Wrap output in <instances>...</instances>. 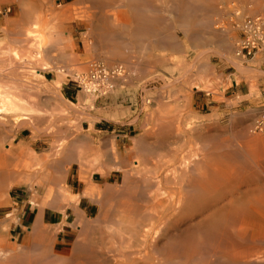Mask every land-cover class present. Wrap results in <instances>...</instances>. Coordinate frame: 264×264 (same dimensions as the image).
Segmentation results:
<instances>
[{
	"label": "rangeland",
	"instance_id": "374dc122",
	"mask_svg": "<svg viewBox=\"0 0 264 264\" xmlns=\"http://www.w3.org/2000/svg\"><path fill=\"white\" fill-rule=\"evenodd\" d=\"M105 1L0 0V83L6 85L8 81L12 90L17 89L14 90L16 94L18 92L17 95H21L26 101L23 100L24 106L31 107L32 104L40 109V112L31 117L32 123L19 124L16 120L13 121L12 117L2 119L3 124L0 123V135L5 136L0 143L11 145L13 148L20 146L33 152L36 157L27 163V167L14 163L0 168V176L8 175L3 191L6 199H9L7 207H0V228L3 226L4 230L7 229L9 237L13 238L20 233V224L24 223L30 227L37 211V205L31 203L32 191L39 189L38 183L43 179L50 180L53 177V182H58L60 178L58 186L56 183L53 185L63 186L74 200L69 202L67 207L59 204L61 209H66L65 219L68 226L57 232V242H63L62 244L71 250L80 235L85 234L81 235L85 239H97V247L91 251L85 248L84 253V248L83 251L74 249L73 256L83 253L93 258L92 255L99 252L105 257L109 256L105 264H114V260L122 261L126 255L116 243V238H113V244L109 245L110 230L118 226V220L129 209L148 207L150 194L153 190L157 192L154 186L151 187V182L162 173V169L180 159L181 154L186 156L188 146L194 147L204 141H242V132L255 128L260 107L264 104V61L255 56V60L242 62L237 60L233 51L239 35L236 23L245 15L264 16V0H115L117 3L114 0ZM236 11H239V14L236 15ZM62 13L64 14L61 15ZM28 15L29 18L26 17ZM35 23L38 24V31L45 33L49 38L43 53L45 55L42 54L41 58L45 59L46 56L47 59L42 60L50 67L44 71H50L51 76L57 75L54 80L45 78L43 74L42 77L36 78L35 70H40L41 67L38 62L27 58L29 49L34 51V48L25 47L28 41H19L20 38L26 39L22 38L26 37L24 31ZM15 39L19 43H15ZM3 50H6L7 55ZM9 50H15L17 57H11ZM92 62L107 68L121 65L124 69V75L120 74L113 79L110 91L95 92V99H92L94 102L91 100L85 103L88 108L96 110L98 105L106 104L110 97L113 101L118 98L117 104L127 106V109L124 107L125 115L118 119V124L125 128L122 140L116 147L112 142L113 160L108 159L107 148L103 147L101 139L92 136L93 131L86 127L87 122L81 127L80 120L84 117L77 116L76 105L71 103L72 98L68 101L59 88H54L57 81L70 80V83L80 90V94L84 93L87 89L77 86L73 79L76 73H86ZM238 62L252 69L249 76L237 74ZM9 81H14L15 86ZM250 85L256 88L255 94L249 93ZM205 86L210 89H205ZM129 105L131 111H128ZM260 129L264 133V124ZM261 131L255 130V135L263 134ZM207 132H211L210 137L205 136ZM79 165L81 167H78ZM7 168L9 170L6 171ZM23 171L27 173L26 177ZM145 176L148 179L144 178ZM91 185H95V188ZM96 192L101 194V197L93 196ZM161 196H165V193ZM76 208L84 216L83 219L76 215L73 210ZM56 210L47 211L46 223L54 226L57 224L59 215ZM83 220L91 224L88 223L86 231L83 229V233L79 234L83 226L79 223ZM158 240L160 239H156ZM171 253L151 249L145 256L140 257V262L179 264V260H169Z\"/></svg>",
	"mask_w": 264,
	"mask_h": 264
},
{
	"label": "bare ground",
	"instance_id": "6f19581e",
	"mask_svg": "<svg viewBox=\"0 0 264 264\" xmlns=\"http://www.w3.org/2000/svg\"><path fill=\"white\" fill-rule=\"evenodd\" d=\"M106 1L108 2L110 0H106ZM115 2L117 3V1ZM262 4L264 3L262 2ZM115 5L117 6V4ZM211 6H215V5H211ZM259 8L258 10L261 9ZM85 11H82V12H85ZM128 12H131V11H128ZM63 14L64 13H62L61 15ZM109 14L111 15V13ZM129 14L132 16L131 13ZM26 17L29 18V15ZM193 20L195 19L193 18ZM133 22L135 23V21ZM142 23L144 24V20L142 21ZM154 25L155 24H153V26ZM37 28H38L37 23L31 24L30 28H27L24 31V35L26 37L24 36L22 37V38H26L27 40L26 39L23 40L21 38L19 39V41L21 40V43L28 41V44L25 47L28 46V47L34 48V51H30L29 49V51L33 53H30L29 51L27 52V50L26 52L27 54L29 53L27 58H29L30 60H33L34 62H38V64L41 67L40 70H35L36 76H37L36 78H38V76L42 77L43 71L47 69L48 67H50V65H48L47 62H44V60L47 59L46 56H45V59L44 57L41 58V55L45 53V48L48 44L47 41L49 40V38H47L45 33L41 32L40 30L38 31ZM107 29H110V28H107ZM190 32L192 31L190 30ZM99 33H102V32H99ZM123 33H126V32L123 31ZM115 34L117 35V33ZM120 38H117V40ZM19 41L17 40L15 43H19ZM217 41H220V40H217ZM228 41H225V43ZM12 43L14 44V42ZM101 44H102V41H101ZM222 47H220V49H222ZM8 52H10L8 54L11 55V57L13 58L17 57V53L15 50H9ZM3 53H6V50L5 52L3 50ZM116 54H120V53H116ZM238 63L239 64H236V68H237L236 70L238 71L237 74L245 75L246 77L247 75L249 76V73L252 72V69L248 68V66H243L240 62ZM119 75L120 74L116 76H119ZM240 75H238V77H240ZM77 76H79L78 73H76V77ZM9 83L13 84L14 81L13 82L9 81ZM59 83L60 82L57 81L55 83L56 86H54V88L57 89V86L59 85ZM7 84H8V81H7ZM7 84L5 85L3 83H0V123L1 125L3 124L2 119H5L6 117H12L13 121L16 120L17 122H19V124L20 122L22 124L25 122H31V117L35 116L37 114L36 112H40L39 111L40 109L38 110L37 105L35 106L37 108H35L32 104H31V107L30 105L29 107L24 106V103L26 102L25 99H23L21 95L20 96L17 95L18 92L16 94L15 91L17 89H14L15 90L14 91L12 90V86H10L9 84L7 85ZM13 86L15 85L13 84ZM82 88L87 89L84 93H81L83 96L81 100H83L84 103H86L87 101H91L92 99H95V91L91 90V88L89 89L86 87H82ZM206 88L207 90L210 89L208 86H205V89ZM248 90L250 94H255L256 92V88L251 85L249 86ZM28 92L29 90L27 91V93ZM26 105L28 104L26 103ZM260 108L262 110L264 108V104H262ZM113 117H116V115H114ZM181 120L182 119H180V121ZM31 123H28V124H31ZM162 123L160 120V124ZM247 129L248 128H246V130ZM261 130L262 129H259V131ZM8 132L6 131V133ZM152 132L154 133L153 130ZM236 132L240 133L239 131H236ZM261 133L263 132L261 131ZM210 134L211 132L209 133L207 132V134L205 133V136L206 135L209 136ZM255 134H256L255 128L253 129L250 128L248 132H245V130L244 132H242V138L244 139L238 142L237 141L235 142L234 140V142L218 141L215 143L213 142L211 143V142H205L204 140H201L204 142L196 144L194 147L192 146L187 147L188 149H187L186 156H183L181 154L182 157L180 159L176 160V162H174L172 165L166 166V168L162 169L163 170L162 173L154 177V179L151 182V187L154 186L157 192L153 190V193L150 194V198H149L150 204L148 205V207L144 209H140L139 207H133L129 209V211H126V213L118 220V226L114 228L113 230H110L111 232L109 233V235H111V237L110 239H108L110 243L109 245L113 244L111 240L113 238H116L115 239L116 243L121 248L123 253L126 255L124 256L125 259L122 261L114 260V264L116 263L118 264H143L142 262H140L142 260L140 259V257L143 255L145 256L146 253L148 251L150 252L151 249H159V250H164V252L166 251L172 252L171 255L168 257L169 260L170 261L172 260L173 262L179 260V264H264V133L263 134L257 133V135ZM4 137L5 136L0 135L1 142L3 141ZM154 144L156 143L154 142ZM142 152H144V150H142ZM181 153H183V151ZM178 154H177V157H178ZM35 158H36L35 154H33V152L31 151H27L25 148H21L20 146L13 148L11 147V145L5 146L3 143H0V168L5 167V165L7 166L8 164H14V163H21L23 167H27V163L33 161ZM42 165L44 166V163ZM78 167H81V165H79ZM25 169L26 168H24V171ZM44 169L45 167L42 170ZM138 169L140 170V168ZM7 170L9 169L7 168L6 171ZM47 170L45 172H47ZM13 171H15L16 173L18 172L16 171V169L15 170L13 169ZM24 171L23 173H25ZM26 175L27 173H25L24 176L26 177ZM124 175L125 174L123 173L122 176ZM129 175L131 174H128V176ZM7 176H8L7 174H3L2 176H0V207L1 206L7 207L8 205L9 199L8 200L6 199L5 193L3 191V188L5 187L7 183L6 182ZM24 176H21V178ZM126 176L124 177V179L126 178ZM42 177L41 179H43ZM146 177L147 176H145L144 178ZM36 178H33V180ZM52 178H50V180L52 181L48 180V178L46 180L43 179L42 182L39 181L40 183H38L37 181L40 187L37 191H32L33 193L31 194V197L33 200L31 203L37 205V211H36L35 217L30 227H28L24 223L20 224V233L16 237H13V238L9 237L8 235L9 233L7 232V229L4 230L5 228H3V226L0 228V264H105L109 256L105 257V255L97 252L95 253L94 256L92 255L93 258H90L88 255L83 254L85 252V248L90 249V251L95 250L93 248L97 247L96 245L97 239H92V240L85 239V237H83L85 234H81L83 236L80 235L79 240H77L74 243V246L71 248V250L67 249V247L62 244L63 242H57V239H56L57 232L60 229H63L65 226H68L67 221L65 219L66 209H63V208L61 209V207H59V204H62V205L64 204L66 205L64 207H67L68 203L74 200L73 199L74 197L72 195H69L68 191L64 189L63 186L60 185L59 187H57L58 186L57 183L61 181L60 178L58 182H53L54 180ZM26 179H28V177ZM137 179L140 180L139 178ZM33 180H30V181H33ZM23 181L24 179H22V182ZM127 181L129 182V180ZM55 183L57 186L53 185ZM92 186H94L95 188V185H91V187ZM8 187L10 188L11 186H8ZM166 188L169 190H166ZM140 189H143V188H140ZM163 193H165V196H161ZM84 194L85 193H83V195ZM93 196L101 197V194L99 195L96 192V195L94 194ZM108 198L109 197H107V199ZM126 200H129V199H126ZM53 209H57L56 211L59 215L58 221L56 222L57 224L55 226L49 225L45 221V216H46L47 211L53 210ZM73 210L75 211L76 215L79 216V218L81 219L84 218V216L81 215V213L79 212L80 210H77V208ZM10 221L12 220L10 219ZM88 223L89 222L85 220L79 223L83 225L80 229L81 232L79 231V234L83 233ZM90 224L91 222L89 223V225ZM90 231H91V228H90ZM102 236L104 237V235ZM158 238L160 240L156 241V239ZM83 248H84V251L82 250ZM74 249H79V250L81 249L83 251L82 255L77 254L78 256L74 257L73 256ZM148 256L146 260H148L149 258ZM151 257H152V254H151ZM111 258L114 259L115 257H111ZM153 258H156V257H153ZM153 261H149V262H153ZM144 262H147V261H144Z\"/></svg>",
	"mask_w": 264,
	"mask_h": 264
},
{
	"label": "built area",
	"instance_id": "2783aa9c",
	"mask_svg": "<svg viewBox=\"0 0 264 264\" xmlns=\"http://www.w3.org/2000/svg\"><path fill=\"white\" fill-rule=\"evenodd\" d=\"M237 14L239 11H236ZM236 27L239 35L235 43V57L246 62L254 56H259L264 61V16L245 15L236 23ZM118 74L124 75L121 65L107 68L100 63L92 62L89 70L77 76L73 82L79 87H87L97 93H104L113 87V79ZM262 124H264V108L255 121V130L260 129Z\"/></svg>",
	"mask_w": 264,
	"mask_h": 264
},
{
	"label": "crops",
	"instance_id": "0c3cea01",
	"mask_svg": "<svg viewBox=\"0 0 264 264\" xmlns=\"http://www.w3.org/2000/svg\"><path fill=\"white\" fill-rule=\"evenodd\" d=\"M254 58L255 56L252 59ZM50 73V71H43V75L45 76V78H49L52 80L57 78V75L51 76ZM57 88L60 89L65 99L69 101L72 98L73 102L71 103H74L76 105L75 112H78L77 116L84 117L80 120L81 127L84 125L85 122H87L86 127L93 131L92 136L99 137V139H101L103 147L107 148L108 159L113 160L114 157L111 152L112 142L113 145L116 147L118 142L122 140L125 128H123L122 125L118 124V119L121 117L122 114L125 115V109H127V106L117 104L118 98L113 101V99L109 97V99H107L106 101V104L98 105L96 110H93L92 108H88L83 102V100H81L83 96L82 94H80V90L73 86V84L70 83V80H61ZM71 95H73V97H71ZM117 97H119V95ZM128 107V111H131L130 105ZM114 115H116V117H113Z\"/></svg>",
	"mask_w": 264,
	"mask_h": 264
}]
</instances>
